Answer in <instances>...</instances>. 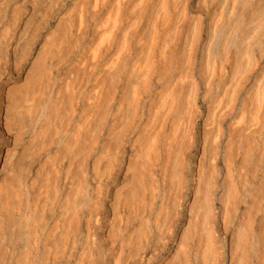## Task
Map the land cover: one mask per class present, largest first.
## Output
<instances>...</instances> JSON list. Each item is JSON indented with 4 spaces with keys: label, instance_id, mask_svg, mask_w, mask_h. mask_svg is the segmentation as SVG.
<instances>
[{
    "label": "bare ground",
    "instance_id": "bare-ground-1",
    "mask_svg": "<svg viewBox=\"0 0 264 264\" xmlns=\"http://www.w3.org/2000/svg\"><path fill=\"white\" fill-rule=\"evenodd\" d=\"M0 264H264V0H0Z\"/></svg>",
    "mask_w": 264,
    "mask_h": 264
}]
</instances>
